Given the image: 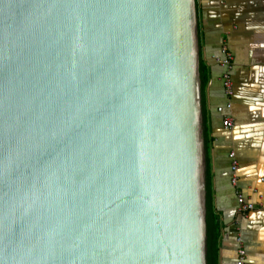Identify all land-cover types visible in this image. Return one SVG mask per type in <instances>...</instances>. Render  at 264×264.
<instances>
[{
    "label": "water",
    "instance_id": "1",
    "mask_svg": "<svg viewBox=\"0 0 264 264\" xmlns=\"http://www.w3.org/2000/svg\"><path fill=\"white\" fill-rule=\"evenodd\" d=\"M196 0H0V264H207Z\"/></svg>",
    "mask_w": 264,
    "mask_h": 264
},
{
    "label": "crops",
    "instance_id": "2",
    "mask_svg": "<svg viewBox=\"0 0 264 264\" xmlns=\"http://www.w3.org/2000/svg\"><path fill=\"white\" fill-rule=\"evenodd\" d=\"M202 51L209 71L205 88V173L213 205L223 227L220 264H238V238L246 264H264V0H197ZM227 44L234 56V96L228 100L221 81L223 68L210 56ZM200 45V47H201ZM232 107L219 113L227 102ZM225 116L233 127L225 128ZM239 163L233 183L231 153ZM239 195L256 210L240 212Z\"/></svg>",
    "mask_w": 264,
    "mask_h": 264
},
{
    "label": "trees",
    "instance_id": "3",
    "mask_svg": "<svg viewBox=\"0 0 264 264\" xmlns=\"http://www.w3.org/2000/svg\"><path fill=\"white\" fill-rule=\"evenodd\" d=\"M197 1V0H196ZM197 14H198V4ZM199 18V14H198ZM200 21L198 19V25ZM202 30L199 25L200 45L202 40ZM202 48V45H201ZM209 80V71L204 60L202 49L200 50V91H201V112L204 117L205 114V88ZM203 138L206 143L205 122L203 119ZM211 182L209 173H205V192L206 195V222H207V264H220L221 252V238L223 227L220 223V217L213 205V194L210 188Z\"/></svg>",
    "mask_w": 264,
    "mask_h": 264
},
{
    "label": "built area",
    "instance_id": "4",
    "mask_svg": "<svg viewBox=\"0 0 264 264\" xmlns=\"http://www.w3.org/2000/svg\"><path fill=\"white\" fill-rule=\"evenodd\" d=\"M211 60L221 66L223 68V73L221 76L222 85L224 88L225 95L227 96L228 100L231 99L234 96V86H233V80H232V73L234 70V56L230 52L229 48L227 47V44H222L219 51L217 53H213L210 56ZM232 104L231 102H227V104L224 107H219L218 112L224 113L225 110L231 109ZM233 120L232 118L225 116L223 120V125L225 128H231L233 127ZM230 157L232 159V169H233V183L235 186L238 185V172H239V163L235 161V154L232 152L230 154ZM264 182V180H263ZM239 203H240V212L244 216H248L250 213L256 210V206L251 203H247L246 198L243 195H239ZM238 244L240 245L239 249V262L238 264H246V248L244 244V240L242 237L238 238Z\"/></svg>",
    "mask_w": 264,
    "mask_h": 264
},
{
    "label": "rangeland",
    "instance_id": "5",
    "mask_svg": "<svg viewBox=\"0 0 264 264\" xmlns=\"http://www.w3.org/2000/svg\"><path fill=\"white\" fill-rule=\"evenodd\" d=\"M200 50H201V47H200Z\"/></svg>",
    "mask_w": 264,
    "mask_h": 264
}]
</instances>
